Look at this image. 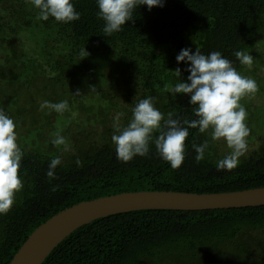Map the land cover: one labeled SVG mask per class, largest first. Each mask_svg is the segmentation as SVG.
Instances as JSON below:
<instances>
[{
    "label": "trees",
    "instance_id": "1",
    "mask_svg": "<svg viewBox=\"0 0 264 264\" xmlns=\"http://www.w3.org/2000/svg\"><path fill=\"white\" fill-rule=\"evenodd\" d=\"M75 8L80 19L65 24L38 21L28 0H0V109L18 126L24 185L13 209L0 215V264H10L40 224L84 200L139 190L215 193L264 186V143L234 169L217 170L230 149L190 128L185 160L173 169L154 145L147 156L124 163L111 139L116 118L126 126L132 107L147 97L165 117L172 112L181 124L197 119L189 97L171 93V70L180 67L183 79L189 75L176 56L183 48L219 51L241 74L246 66L234 53L252 56L264 43V0H165L151 11L137 7L133 20L111 36L103 33L96 0H75ZM32 28L39 30L37 48L18 39L21 29ZM62 100L69 102L63 113L40 107ZM240 103L250 146L262 139L264 106ZM57 134L66 145L51 143ZM206 139L205 159L197 162L193 144ZM56 156L62 162L50 179L48 165ZM43 264H264V206L102 217L73 231Z\"/></svg>",
    "mask_w": 264,
    "mask_h": 264
},
{
    "label": "clouds",
    "instance_id": "2",
    "mask_svg": "<svg viewBox=\"0 0 264 264\" xmlns=\"http://www.w3.org/2000/svg\"><path fill=\"white\" fill-rule=\"evenodd\" d=\"M28 2L38 10V21H48L51 17L57 22L67 24L78 21L81 17L75 8V0ZM96 3L98 17L104 21L103 33L111 36L123 31V26L133 20V12L137 7L147 6L151 11L155 7H163L165 0H96ZM234 55L241 65L250 68L253 64V57L243 51H236ZM176 61L178 64H186L184 70L189 75L183 79L180 67L171 70L176 77L171 93L174 98L177 94L188 96V102L193 106L197 119L186 120L181 124L179 119L173 118L172 112L167 113L165 117V114L155 107L153 97L141 99L132 107V116L126 126L120 127L119 117L116 118L117 123L111 139L115 145L117 159L127 163L136 156H147L150 146L154 145L160 158L168 162L173 169H178L185 160V141L191 128L198 129L201 134H207L211 142L223 140L230 152L216 162V168L234 169L240 162L239 158L247 150L249 136L247 111L240 101L257 93V82L241 75L232 62L219 51L205 55L199 48L194 52L191 48H183L176 56ZM40 107L63 113L69 109V102L44 101ZM17 127L16 122L0 109V215H6L13 209L24 186L20 176L23 151L18 144ZM51 143L59 148L66 145V140L57 134ZM193 148L197 153L195 159L200 162L205 159L209 140L206 139L200 145L193 144ZM61 162L59 156L51 159L47 172L50 179L55 178L54 170ZM76 163L77 166H82L79 159Z\"/></svg>",
    "mask_w": 264,
    "mask_h": 264
},
{
    "label": "water",
    "instance_id": "3",
    "mask_svg": "<svg viewBox=\"0 0 264 264\" xmlns=\"http://www.w3.org/2000/svg\"><path fill=\"white\" fill-rule=\"evenodd\" d=\"M256 206H264V186L215 193L139 190L84 200L61 210L35 228L10 264H43L73 231L110 215L148 209L207 210Z\"/></svg>",
    "mask_w": 264,
    "mask_h": 264
},
{
    "label": "rangeland",
    "instance_id": "4",
    "mask_svg": "<svg viewBox=\"0 0 264 264\" xmlns=\"http://www.w3.org/2000/svg\"><path fill=\"white\" fill-rule=\"evenodd\" d=\"M2 14H5V12L0 11ZM38 29H21L18 32V39L21 44H25L26 46H32L37 48V46H40L39 37L38 40H35V33L38 32ZM37 41V42H36ZM253 55V64L249 68L246 66L244 68V71L241 72V75L246 76L248 78L254 79L257 82L258 85V91L254 95L246 96L242 99L246 100L247 103L252 104L257 107H263L264 106V43H261L257 45L254 48V51L252 52ZM1 61V60H0ZM94 119L91 120L93 122ZM80 125L83 126L84 123L79 121ZM262 134L260 135L261 138H258L255 141H252L251 145L247 146V150L245 152L246 155H248L249 150L254 149L255 147H258L260 144L264 143V130H262Z\"/></svg>",
    "mask_w": 264,
    "mask_h": 264
}]
</instances>
